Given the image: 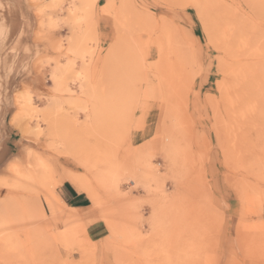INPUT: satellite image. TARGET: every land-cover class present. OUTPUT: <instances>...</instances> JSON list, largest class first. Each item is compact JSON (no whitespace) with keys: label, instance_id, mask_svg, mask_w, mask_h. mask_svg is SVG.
I'll use <instances>...</instances> for the list:
<instances>
[{"label":"rangeland","instance_id":"1","mask_svg":"<svg viewBox=\"0 0 264 264\" xmlns=\"http://www.w3.org/2000/svg\"><path fill=\"white\" fill-rule=\"evenodd\" d=\"M0 264H264V0H0Z\"/></svg>","mask_w":264,"mask_h":264},{"label":"crops","instance_id":"2","mask_svg":"<svg viewBox=\"0 0 264 264\" xmlns=\"http://www.w3.org/2000/svg\"><path fill=\"white\" fill-rule=\"evenodd\" d=\"M70 193H71L70 197L72 198V200L75 201V202L80 203L82 198L80 196H78L77 193H74V192H70ZM65 205L67 206V204H65Z\"/></svg>","mask_w":264,"mask_h":264},{"label":"bare ground","instance_id":"3","mask_svg":"<svg viewBox=\"0 0 264 264\" xmlns=\"http://www.w3.org/2000/svg\"><path fill=\"white\" fill-rule=\"evenodd\" d=\"M253 26V25H252ZM77 187V186H76ZM78 188V187H77ZM79 188L80 189H82V190H84L86 193L85 194H88L91 198H93V196H92V193H91V191L89 190V191H87V188L84 186V187H82V186H79ZM83 192V191H82ZM55 198V197H54ZM56 200V199H55ZM60 200V199H59ZM52 202V201H51ZM57 202V201H56ZM63 202V201H62ZM55 203V202H54ZM54 203H53V205H54ZM58 203H61V201L60 202H58ZM63 204V203H62ZM65 204V203H64ZM65 206V205H64ZM56 208V207H55ZM57 209V208H56Z\"/></svg>","mask_w":264,"mask_h":264}]
</instances>
